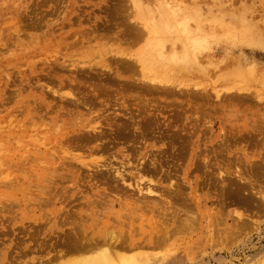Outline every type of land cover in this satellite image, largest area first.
Instances as JSON below:
<instances>
[{
    "label": "rangeland",
    "instance_id": "1",
    "mask_svg": "<svg viewBox=\"0 0 264 264\" xmlns=\"http://www.w3.org/2000/svg\"><path fill=\"white\" fill-rule=\"evenodd\" d=\"M263 119L264 0H0V264L75 259L73 218L126 264H264Z\"/></svg>",
    "mask_w": 264,
    "mask_h": 264
},
{
    "label": "bare ground",
    "instance_id": "2",
    "mask_svg": "<svg viewBox=\"0 0 264 264\" xmlns=\"http://www.w3.org/2000/svg\"><path fill=\"white\" fill-rule=\"evenodd\" d=\"M99 89H101V88H99ZM101 127L102 126L94 127L89 132L85 133L86 136L84 137V140L96 142V143H98L97 147L99 149H105V148H107L106 144H105L106 141L104 138L106 136V134L105 133L101 134L102 130L100 132H98L99 129H101ZM115 128H116V126H115ZM125 130H127V129H125ZM122 131H123V129H122ZM253 132H255V131H253ZM258 135H259V133H258ZM149 165H150V163H149ZM150 166H151V168H150ZM150 166L148 167V164L146 165V161L141 162L140 167L137 168V170L139 171V173L145 172V171L147 172L148 169L150 168V171L155 173L158 165L154 164V162H151ZM101 167L104 168L108 174L110 173V175L113 176L112 180L125 181L123 178L124 174L119 172L118 170L114 169V171L111 172L112 168L106 164H103ZM101 174H103V171L101 172ZM167 174H168V172H167ZM114 185H117V184H114ZM110 189H112V188H110ZM116 189L121 190L119 188V185H117ZM142 192H143V189L138 187L136 194L137 195L141 194V195L136 198V200L139 203L138 205L134 204L136 209L141 203L142 206L140 208H138L139 210L143 209L145 211H150V212L156 211L158 214H160V211H163V207L160 206L161 203L151 202L148 200V198L147 199L145 198V197H148L147 196L148 193H156L157 194V192L154 191L153 189H150V188L145 189V192L147 194H143ZM124 193L128 197L132 196L131 193L127 194V189L124 191ZM104 196H108V195H106V193H104ZM175 207H177V206H175ZM181 212L183 213L185 211H181V209H179V208H176V210H174V213H176V214L181 213ZM92 221H97V220H96V218H94V219H92ZM65 223L70 225V232L66 236H64L62 241L60 240L61 241L60 247H62V248L59 247V250H61V251H58V253L60 252V254H58V258H61L64 256L65 257L66 256H72V255L76 256L75 259H72L70 261L66 259L67 264H126V263L122 262V259L124 257L120 256V254L118 253L119 250H124V249L128 250V249H133V248L139 247V242H134L131 240V238L128 239L125 236H122L123 232L121 229L116 234L110 233V232L109 233L102 232L99 234L89 235V234L85 233L84 225L86 226V224L84 222L76 221L73 218L71 220L67 219V221ZM109 226L116 227L113 224H109ZM55 241H57V240H55ZM163 241L162 240H156L155 243L152 244V247L159 246V243L162 244ZM137 256L136 255L132 256L129 259V263L131 264L133 262V264H139L141 258H140V256H138V257ZM147 261H145V262H147Z\"/></svg>",
    "mask_w": 264,
    "mask_h": 264
}]
</instances>
